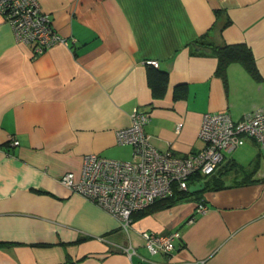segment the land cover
I'll return each mask as SVG.
<instances>
[{
  "label": "crops",
  "instance_id": "0c3cea01",
  "mask_svg": "<svg viewBox=\"0 0 264 264\" xmlns=\"http://www.w3.org/2000/svg\"><path fill=\"white\" fill-rule=\"evenodd\" d=\"M38 2L65 42L37 55L0 13V264H264V157L250 138L190 179L203 188L135 212L127 228L59 180L88 153L131 159L115 133L134 109L149 113L156 148L185 155L204 146L203 114L264 106V0ZM197 39L244 44L257 76L239 62L221 76ZM246 144L243 165L233 152ZM200 202L207 210L188 222ZM175 230L170 254L147 250L142 232Z\"/></svg>",
  "mask_w": 264,
  "mask_h": 264
},
{
  "label": "built area",
  "instance_id": "2783aa9c",
  "mask_svg": "<svg viewBox=\"0 0 264 264\" xmlns=\"http://www.w3.org/2000/svg\"><path fill=\"white\" fill-rule=\"evenodd\" d=\"M0 13L11 25L16 40L31 45L34 55L65 42L64 36L53 26L50 14L41 9L38 0H0ZM147 62L154 66L158 64L155 59ZM149 120V113L134 109L130 124L115 133L117 143L132 146L131 159L88 153L82 158L78 175L67 171L59 178L67 189L115 216L122 228L131 224L133 213L172 195L175 190H188L193 176L207 177L215 173L224 153L242 146L245 138L252 139L264 157V106L245 113L239 119L232 118L227 112L203 114L198 135L204 146L185 155L156 148L144 130ZM9 143L16 145L18 140L12 139ZM207 208L205 203H198L187 221L192 222L196 214ZM142 236L151 254L167 255L175 249L180 232L155 234L145 231Z\"/></svg>",
  "mask_w": 264,
  "mask_h": 264
},
{
  "label": "trees",
  "instance_id": "16d2710c",
  "mask_svg": "<svg viewBox=\"0 0 264 264\" xmlns=\"http://www.w3.org/2000/svg\"><path fill=\"white\" fill-rule=\"evenodd\" d=\"M195 43H199L205 47H211V53L216 55L218 59L216 72L221 76H224L225 68L231 62L241 63L249 73L257 76L252 53L244 44H214L202 39L195 40ZM188 195V190H175L172 195L156 200L149 207L145 208L144 211L141 210L140 213L170 207Z\"/></svg>",
  "mask_w": 264,
  "mask_h": 264
},
{
  "label": "rangeland",
  "instance_id": "374dc122",
  "mask_svg": "<svg viewBox=\"0 0 264 264\" xmlns=\"http://www.w3.org/2000/svg\"><path fill=\"white\" fill-rule=\"evenodd\" d=\"M245 148H246V150H248V153H247V151H245ZM252 150H250V147H248V145L246 144L245 146H243V147L237 149L236 151H234L233 153L235 154L236 160L238 162L240 161L239 163H241L243 165H246L251 160ZM239 151H240V153H239Z\"/></svg>",
  "mask_w": 264,
  "mask_h": 264
},
{
  "label": "water",
  "instance_id": "95a60500",
  "mask_svg": "<svg viewBox=\"0 0 264 264\" xmlns=\"http://www.w3.org/2000/svg\"><path fill=\"white\" fill-rule=\"evenodd\" d=\"M203 187H204L203 183L190 184L189 187H188V192L189 193H193V192H195L198 189H201Z\"/></svg>",
  "mask_w": 264,
  "mask_h": 264
}]
</instances>
